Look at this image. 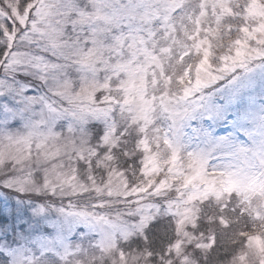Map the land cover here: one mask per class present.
Here are the masks:
<instances>
[{"label": "rangeland", "instance_id": "obj_1", "mask_svg": "<svg viewBox=\"0 0 264 264\" xmlns=\"http://www.w3.org/2000/svg\"><path fill=\"white\" fill-rule=\"evenodd\" d=\"M0 29V85L25 73L44 112L0 131V175L30 173L24 193L0 182V200L39 194L99 233L37 243L23 264H264V0H0ZM222 92L242 101L243 138L209 144L192 122ZM72 108L71 129L47 122ZM141 209L159 225L129 247L136 233L113 225Z\"/></svg>", "mask_w": 264, "mask_h": 264}, {"label": "snow or ice", "instance_id": "obj_2", "mask_svg": "<svg viewBox=\"0 0 264 264\" xmlns=\"http://www.w3.org/2000/svg\"><path fill=\"white\" fill-rule=\"evenodd\" d=\"M2 67L0 65V68ZM260 70L264 71V67H261ZM29 80L30 78L25 73L17 72L16 80L13 84L6 89L3 85H0V131L21 126L24 128L34 127L37 122V115L40 118L44 117L43 111L39 114L35 111L36 107L43 104V100L40 101V105L34 102L38 96V90ZM96 99L98 102L100 101L99 96ZM211 103L212 108L215 110V116L209 115L206 119L202 118L200 125L193 121L191 133L206 139L209 144L223 140L225 135L231 136L234 133L243 138V133L238 132V129L244 127V115L240 97L231 93L225 95L222 92L219 96L213 97ZM70 111H72V118L55 124L54 121L60 113H53L49 110L51 118L47 122L54 124L56 127H65L67 125L71 129L72 119L77 117L78 112L75 108L70 109ZM92 127H96V125H92ZM106 131V128H102V131L97 130L93 138L100 142ZM8 138L12 143L20 142L18 139H13L10 133ZM127 162L126 159L125 163ZM133 162H135V158H133ZM27 175H30V173L25 176H15L13 172H8L5 175H0V182H3L5 187L24 193ZM35 175L39 176L40 173L37 172ZM139 195L144 194L140 193ZM10 196L11 193L8 200H0V249H3L0 250V264H7L8 254L14 253L15 250L20 251L21 264H23L24 252L27 248H35L37 243L46 246L48 241L66 240L72 242L75 234L82 230L81 226H83L86 234L77 239L91 238L96 240L99 238V233L89 231L87 223L74 222L71 219H58L56 213L43 204L39 194L35 196L36 199L41 201L38 205H26L22 202L13 204L10 202ZM123 199L132 204L134 198L129 196ZM157 203L162 209L165 207L163 204ZM134 207H138V205ZM60 211L63 212V209ZM121 215L125 216L126 219L114 223L113 226L126 228L129 233H136V235L125 241L129 247L131 244L141 242V240L147 243L149 232L159 225L158 215L153 216L151 219H146L142 209L140 211L132 210ZM149 215H151V212H149ZM166 218H170V216ZM17 228H19V231H17ZM139 233L143 235L141 236ZM94 246L99 247V245ZM168 254L169 256L172 255L170 252ZM149 258L151 259V257Z\"/></svg>", "mask_w": 264, "mask_h": 264}, {"label": "trees", "instance_id": "obj_3", "mask_svg": "<svg viewBox=\"0 0 264 264\" xmlns=\"http://www.w3.org/2000/svg\"><path fill=\"white\" fill-rule=\"evenodd\" d=\"M3 43H4V37H3V33H2V31H1V29H0V50H2V51H0V60L2 59L3 51H4ZM31 197L35 198V195H33V196H31ZM41 198H42V201H43V197H41ZM35 199H36V198H35ZM37 200H39V199H37ZM45 200H46V199H45ZM39 201H40V200H39ZM245 233L247 234L248 231H247V232H243L244 236H245ZM244 236H243V237H244Z\"/></svg>", "mask_w": 264, "mask_h": 264}]
</instances>
